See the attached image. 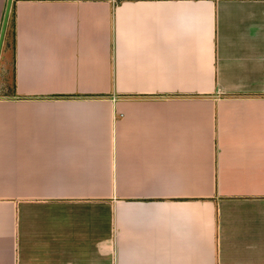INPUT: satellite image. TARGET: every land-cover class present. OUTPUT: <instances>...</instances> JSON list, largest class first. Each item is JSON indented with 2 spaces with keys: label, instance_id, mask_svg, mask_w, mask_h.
Masks as SVG:
<instances>
[{
  "label": "crops",
  "instance_id": "obj_1",
  "mask_svg": "<svg viewBox=\"0 0 264 264\" xmlns=\"http://www.w3.org/2000/svg\"><path fill=\"white\" fill-rule=\"evenodd\" d=\"M0 264H264V0H11Z\"/></svg>",
  "mask_w": 264,
  "mask_h": 264
},
{
  "label": "water",
  "instance_id": "obj_2",
  "mask_svg": "<svg viewBox=\"0 0 264 264\" xmlns=\"http://www.w3.org/2000/svg\"><path fill=\"white\" fill-rule=\"evenodd\" d=\"M10 2H11V0H6L5 5H4V9H3L2 19H1V24H0V45L2 42V37H3V33H4V28H5L7 16H8Z\"/></svg>",
  "mask_w": 264,
  "mask_h": 264
}]
</instances>
